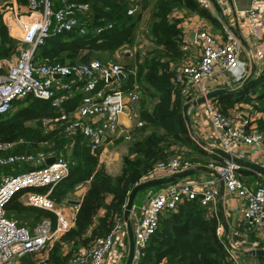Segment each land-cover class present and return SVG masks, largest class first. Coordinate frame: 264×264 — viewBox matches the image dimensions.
<instances>
[{
  "label": "trees",
  "instance_id": "16d2710c",
  "mask_svg": "<svg viewBox=\"0 0 264 264\" xmlns=\"http://www.w3.org/2000/svg\"><path fill=\"white\" fill-rule=\"evenodd\" d=\"M74 1L89 4L88 10L79 17L84 32L75 27L56 34L49 33L35 47L32 61L37 64H72L92 59L103 62L113 59L125 73V78L113 81V85L125 92H139L136 112L142 124L133 130L131 139L122 142L123 137L109 135L94 148L80 130L68 131L67 122L60 116L65 113L70 119L76 117L75 110L87 94L83 87L85 79L80 77H75L68 89L58 90V94L64 96L58 103L28 94L14 100L10 110L0 114V143L11 144L6 149H0V154L43 153L68 159L67 174L49 193L56 204L73 199L76 189L86 185L78 198L79 207L73 225L49 247L46 256L39 259L35 256L37 253L28 252L19 258L17 264H69L71 256L79 249L90 247L98 237L111 231L116 220H123L128 192L138 182L150 178L153 167L160 161L178 156L192 166L225 163L221 155L202 147L190 134L182 111L190 96L182 93L180 85L172 79L173 66L187 60L182 22L188 16L197 14L215 27H220L214 11L198 0ZM16 2L21 12L30 11L29 0ZM55 7L56 4H53L52 8ZM130 8L132 12L128 13ZM144 39L149 48L142 52L137 44ZM126 47H135L131 56L118 54ZM19 48L20 41L10 35L0 8V60L11 58ZM4 71V67L0 66V73ZM238 84L233 82V86ZM209 101L226 116L232 115L230 110H241L240 105H248L246 128L254 123V129L264 135V117L249 118L251 114L264 113V62L240 90L220 93ZM112 140L125 148L117 174L108 171L104 162L100 161L104 146ZM44 164L42 159L27 161L0 167V172L27 171ZM248 172L257 174L246 167L237 170L242 180ZM258 178L262 181L264 175H258ZM179 180L137 191L133 199L134 213L138 214L136 208L145 205L142 200L147 190L154 192ZM47 188L37 190L45 191ZM5 212L21 223L27 222L31 228L43 217L54 218L49 210L25 204L19 193L5 204ZM130 219L133 226V218ZM221 224L215 205L201 204L198 196L184 198L176 208L159 214L158 225L140 248L136 264H235L219 232ZM233 228L244 236L246 247H252L259 240L256 229L242 219ZM249 238H256V241L250 242ZM123 242L127 244V233ZM127 250L125 248L119 264H124ZM236 254L237 259L251 257L258 264H264V255Z\"/></svg>",
  "mask_w": 264,
  "mask_h": 264
},
{
  "label": "built area",
  "instance_id": "2783aa9c",
  "mask_svg": "<svg viewBox=\"0 0 264 264\" xmlns=\"http://www.w3.org/2000/svg\"><path fill=\"white\" fill-rule=\"evenodd\" d=\"M198 1L214 13L217 11V6L222 12L229 11L227 0ZM248 2L249 5L243 8L248 19V32L252 38L259 41L248 54L263 64L264 3H260V0H248ZM53 4H56L55 8H52ZM88 7L87 2L74 0H29L30 11L23 13L15 1L7 0L0 5L5 25L10 27V23L13 22L18 26L16 33L18 34L17 40L20 41V48L16 55L0 60V66L5 69L0 73V114L10 110L14 100L28 94L43 99H52L54 103H58L64 98L63 95L58 94V90L68 89L75 77L84 78L83 87L87 94L75 110L76 117L70 119L67 114L63 113L60 118L67 122L68 131L80 130L94 148L109 135L121 136L124 141H127L132 138L133 130L142 124L136 112L139 92L136 90L125 92L113 85V81L121 80L118 75L124 73L122 66L113 59L105 62L92 59L88 62L72 64L60 62L37 64L32 61L35 47L49 33L56 34L75 27H79L80 31L84 32L85 29L83 25H80L79 17L81 13L88 10ZM131 12L132 8L128 10V13ZM217 18L221 21L224 36L218 38L205 25L198 26L194 36L198 55L173 66V81L180 85L181 92L190 96V99L194 98L192 97L194 94H205L208 91L206 82L213 76L216 63L220 64L222 72H233L234 66L240 62L241 45L231 27L232 24L224 22L222 16H217ZM241 65L240 74L229 75L230 78L228 76L224 80L227 86H231L233 82H240L247 76L249 68L245 63ZM206 104L218 146L234 153L241 144H247L258 150L264 164L263 133L254 129V126L246 128L245 119L240 114L226 116L210 101ZM48 121L45 120V122ZM10 145L8 142L0 143V149H6ZM48 156L43 153L36 155L4 153L0 154V167L27 161L37 162L40 159L45 161ZM208 166L216 168L222 175L226 192L242 199V220L249 227L263 229L264 180L255 187L246 185L237 174L239 164L232 160L225 159L222 165L209 164ZM68 167V159L55 156L52 162L27 171L0 172V264H14V260L18 261L28 252L47 251L61 234L73 225L79 203H71L72 208L63 211L49 197L52 187L67 174ZM189 167L192 165L188 161L181 160L177 156L158 162L151 173L153 175L159 170L173 173ZM199 183L203 187L200 191L201 195L195 189L196 184ZM43 187L48 188L45 191L37 190ZM18 193L25 204L49 210L54 214V218L43 217L32 228H29L16 218L6 215L5 204ZM196 196L199 197L201 204L216 205L218 188L214 186V181L211 179L178 181L157 191H151L137 217L132 264L137 263L141 253L140 248L145 245L150 234L156 229L159 214L166 209L176 208L184 198ZM124 229V220H116L107 235L98 237L90 247L79 249L71 256L69 264H102L116 236L120 238L125 236L126 229L125 231ZM262 246L264 247V242ZM229 251L235 264H241L237 259V252L230 247Z\"/></svg>",
  "mask_w": 264,
  "mask_h": 264
},
{
  "label": "crops",
  "instance_id": "0c3cea01",
  "mask_svg": "<svg viewBox=\"0 0 264 264\" xmlns=\"http://www.w3.org/2000/svg\"><path fill=\"white\" fill-rule=\"evenodd\" d=\"M5 1H7V0H0V5L3 4V2H5ZM11 1H15L16 2V0H11ZM227 2H228V6H229V11L228 12H222L221 10L220 11L217 10L216 13H214V14H215L216 18H217V16H222L223 19H224V22L232 24L231 27H232L236 37L239 39L240 45H241V50H240V53H239L240 62H238L236 64V66H234L233 72H222V70L220 68V64L216 63L214 65L215 72H214L213 76L206 82V89L207 90H211V89H214V88H217V87H228L229 88V87L237 86V85L233 86V84L231 86H227L224 83V80L229 75L233 76V75H236V74L237 75L240 74L241 70H242V65H241L242 63L246 64L247 68H249V72L251 70V64L254 63L255 66H256L254 75L258 72V70L262 66L261 63H259L257 60H255V57L251 58V56H249V54H248V52L250 50H253V48L256 47V45L258 44L259 41H258V39L252 38L251 35L248 32V19L246 18V15H245V13L243 11V8H245V7H241V8L237 7L236 4H235L236 3L235 0H227ZM260 3H264V0H260ZM16 4H17V2H16ZM248 5H249V2H248ZM225 15H228V19L225 18ZM219 24H220V27H215L212 23H210L207 20L201 18L197 14H192V15H190L187 18L184 19V21L182 22V26H183V39L185 41L184 49L187 51V55H186L187 56V60L188 59L191 60L192 58H195L198 55V48H197L196 44L194 43V39L192 40L189 37V33L191 31H196L198 26H204L205 25V27L209 28L210 30H212L216 34V36L218 38H222L224 36V32H223L222 24H221L220 20H219ZM10 25L11 26L9 27L6 24V26L8 28V31H9L11 36H13L14 38L17 39V35L18 34L16 33V31L18 30V26L15 25L13 22H11ZM259 31L261 33V30H259ZM249 41H250V43H249ZM195 48H196V50H195ZM249 72H248V74H249ZM230 76H229V78H230ZM63 79L66 80L67 78H63ZM242 80L239 82V84L242 82ZM200 95L201 94L198 93V94H196L194 96L197 97V96H200ZM206 101L209 102V100H206ZM206 101L204 103H202V104H198L196 106H190L188 108L189 116L191 118L192 125H193V128H194V134L195 135L193 137L195 139H196V137H200L203 140H205L208 144L218 146V140L216 138L215 132L213 130L211 121L209 119V116H208V113H207V110H206V105H207ZM240 106H242L241 110H238L237 108H234V109L230 110L232 112L231 114L232 115H235V114H240L241 115V113L243 112V113H245V114L247 113V115H249L248 112H247L248 105L242 104ZM258 116H263L264 117V113L260 112V113L251 114L249 118L250 119H254V118L258 117ZM252 126H254V123L252 124ZM122 142H125V141L123 140ZM105 149H106V147L103 148V150H105ZM205 149H208V148H205ZM234 154L239 156V157H241V158H243V159H246V160H250V161H253V162H257V163H262V158H261V155L258 152V150L253 148L252 146L247 145V144H241L235 150ZM100 161H102L101 158H100ZM107 170H108V168H107ZM256 173L258 175H261L258 172H256ZM170 174L171 173L166 171V170H159L157 173H154L150 177H163V176H168ZM257 174H255L253 172L245 173L243 175V179H244L243 181L245 182L246 185H248L250 187H255L257 185V182L261 181L258 178ZM203 179H211V180H213L214 181V186L219 188L220 183L216 179V177L213 174H211L210 172L202 171V170L201 171H197L194 174L182 177V178H180L179 181H189V180L201 181ZM85 189H86V185L79 186L76 189L75 193L73 194V196H74L73 199H78L79 196L81 194H83ZM195 189L200 194V191L203 189L201 183L196 184ZM148 191L149 190L146 191V194L148 193ZM145 197L143 199V205L145 203L144 202V200L146 199ZM70 200H72V199H70ZM60 205H61L60 208L63 211L68 210L69 208H72V205H71V202H69V199L66 200L65 202L61 203ZM215 206L217 207V200H216V205ZM143 207H140V209L136 208V211L138 212V214L134 213V210L132 208V211H131V214H130V218H131L132 215H135L136 223H137V217H139ZM223 207H224V212H225V216H226L227 222L229 224V235L231 236L232 233L236 232V230H234V228H233L234 224H238L239 220L242 219L243 201H242V199L240 197L235 196L233 194H230V193L226 192L225 189H224ZM219 232L223 235V238H224L225 231H224L223 226L220 227ZM256 236H257L256 238L259 239L258 242H260V240H261V243L264 242V228L261 229V230L256 229ZM123 243L124 242H121L120 248L118 246L112 248V246H111L110 250L108 251V253L104 257V260H103L102 264H119V262L122 260L125 248L128 249V240H127V244L126 245L123 244ZM41 254H43V258H44L46 256L47 252L44 251ZM40 256H42V255H40ZM241 261H243V262H241ZM241 261L240 262L242 264H245L247 261H248L247 264H258L257 260H255V259H253L251 257L243 258V260H241ZM160 264H165V263H160Z\"/></svg>",
  "mask_w": 264,
  "mask_h": 264
},
{
  "label": "water",
  "instance_id": "95a60500",
  "mask_svg": "<svg viewBox=\"0 0 264 264\" xmlns=\"http://www.w3.org/2000/svg\"><path fill=\"white\" fill-rule=\"evenodd\" d=\"M217 10H220L218 6H217ZM194 36H195V31H191L189 33V37L193 40ZM255 69H256V66L254 63H252L251 64V70H250L249 74L242 80V82L239 85H237L235 87H229V88L228 87H217V88L208 90L205 94H201L200 96H197V97L187 101L183 105V107H182L183 116L185 118L187 128H188V130L192 136H194L195 134H194V128L192 125V121H191V118L189 116L188 108L190 106H196L198 104H201V103L205 102L206 100H209L210 98H212V97H214L220 93H234V92L240 90L247 83V81L252 78V76L254 75ZM118 76L121 80H123L125 78L124 73H120ZM241 117L246 120L247 114L242 112ZM196 140L202 147L208 148L209 150L218 153L219 155H221L225 159L232 160L233 162L239 164L240 167H247V168H250V169L264 175V164L243 159V158L235 155L234 153L225 151L223 148H221L219 146L208 144L205 140H203L200 137H196ZM54 158H55L54 155L46 157L45 163L52 162L54 160ZM201 170L207 171V172H210L211 174H213L220 183L219 188H218V196H217V210H218V215H219V218L221 220L222 226H223L224 231H225L224 241L227 244V246L230 247L231 249H233L234 251L242 252L243 254H246V255H252V256L264 255V247L262 246V244L260 242L257 241L256 246L246 247L245 246L246 240H245L244 236L240 235L237 232L232 233L231 236L229 235V224L227 222L225 212H224V207H223V194H224L223 177L214 167H210V166L204 165V164H196L192 167L173 172L168 176L150 177V178L144 179V180L138 182L137 184H135L130 189V191L128 192L127 201L125 203V206L123 209V215H122V218L125 222V228H126L127 240H128V250H127V255H126V259H125L124 264H132L133 258H134V251H135L134 229H133V226L131 223L130 214H131L132 208L134 206L133 199H134V196L137 193V191H139L143 188H147L151 185L169 183V182H171L177 178H182V177L194 174L195 172L201 171ZM150 193H151V190L148 191L146 198H148L150 196ZM200 195H201V193H200ZM145 201H146V199L144 200V202ZM69 202L79 203V199H72V200H69ZM249 240H250V242L251 241L253 242V241H256V238H249ZM237 243H240L241 246H237Z\"/></svg>",
  "mask_w": 264,
  "mask_h": 264
},
{
  "label": "rangeland",
  "instance_id": "374dc122",
  "mask_svg": "<svg viewBox=\"0 0 264 264\" xmlns=\"http://www.w3.org/2000/svg\"><path fill=\"white\" fill-rule=\"evenodd\" d=\"M236 1V6L237 7H246L247 5H248V0H235ZM225 18H227L228 19V15H225ZM249 43H250V41H249ZM138 47H141V50H142V52L143 51H145V50H147L148 48H149V44L148 43H146V40L144 39L143 41H140V42H138ZM136 47V46H135ZM135 47H132V48H128V47H126V48H122L121 50H120V52H118V54H125V55H128V56H131V54L133 53V51H134V49H135ZM254 49V48H253ZM195 50H196V48H195ZM121 56V55H120ZM120 62H121V60L120 59H118ZM195 98V97H194ZM191 99H193V98H191ZM190 98H189V100H191ZM188 100V101H189ZM236 115V114H235ZM115 136V135H114ZM133 136V135H132ZM115 138H118V137H115ZM121 144H119L118 142H115V141H111V142H109L108 144H106L105 146H104V148L106 147V149L105 150H103L102 151V153L100 154V158L102 159V161L104 162V165H105V167L106 168H108V170L112 173V174H117L119 171H120V158H121V155H122V153L124 152V150H125V148L124 147H122V146H120ZM155 191H157V190H155ZM139 199H140V197H138ZM142 204H143V200H142ZM141 204V205H142ZM61 205L60 204H58V207H60ZM131 218H133V229H135L136 228V220H135V215H132L131 216ZM23 224H25L26 226H28V227H30L29 225H28V223L27 222H23ZM31 228V227H30ZM124 231H125V229H124ZM124 237L125 236H123L122 238H120L119 236H116V238H115V240H114V243H113V245H112V248L113 247H119L120 245H121V242H123L124 241ZM120 244V245H119ZM120 248V247H119ZM44 251H41V252H39V253H37L35 256L37 257V258H39V259H41L42 257H43V254H41V253H43ZM40 255H42V256H40ZM240 259H238V261H239ZM241 260H243L242 258H241ZM240 260V261H241ZM18 263L19 262V259H18V261L17 260H14V264L15 263ZM241 262H243V261H241ZM248 262V261H247ZM247 262L245 263V264H247ZM16 263V264H17Z\"/></svg>",
  "mask_w": 264,
  "mask_h": 264
},
{
  "label": "clouds",
  "instance_id": "9594fccd",
  "mask_svg": "<svg viewBox=\"0 0 264 264\" xmlns=\"http://www.w3.org/2000/svg\"><path fill=\"white\" fill-rule=\"evenodd\" d=\"M263 164V163H262ZM237 246H241L239 243H237ZM249 247H251V246H249ZM237 252V251H236Z\"/></svg>",
  "mask_w": 264,
  "mask_h": 264
}]
</instances>
